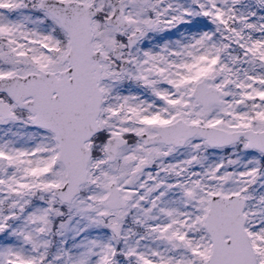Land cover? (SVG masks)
I'll return each instance as SVG.
<instances>
[{"label":"snow or ice","instance_id":"snow-or-ice-1","mask_svg":"<svg viewBox=\"0 0 264 264\" xmlns=\"http://www.w3.org/2000/svg\"><path fill=\"white\" fill-rule=\"evenodd\" d=\"M0 264H264V0H0Z\"/></svg>","mask_w":264,"mask_h":264}]
</instances>
